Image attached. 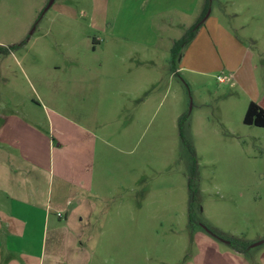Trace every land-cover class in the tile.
<instances>
[{
  "label": "rangeland",
  "instance_id": "rangeland-1",
  "mask_svg": "<svg viewBox=\"0 0 264 264\" xmlns=\"http://www.w3.org/2000/svg\"><path fill=\"white\" fill-rule=\"evenodd\" d=\"M50 1L0 0V138L25 123L55 145L91 141L84 218L105 223L92 264H264V127L243 122L248 63L264 83V0H211L178 74L173 42L205 0ZM46 156L42 184L60 174L58 149ZM29 203L1 195L0 222Z\"/></svg>",
  "mask_w": 264,
  "mask_h": 264
},
{
  "label": "crops",
  "instance_id": "crops-1",
  "mask_svg": "<svg viewBox=\"0 0 264 264\" xmlns=\"http://www.w3.org/2000/svg\"><path fill=\"white\" fill-rule=\"evenodd\" d=\"M246 56L232 67L242 80ZM248 64L253 75L249 76L250 83L256 91L243 89L244 93L249 102L253 100L264 108V83L256 84L254 65ZM4 123L6 129H16L17 122H12L11 116ZM23 124L17 126L22 132L13 141L5 140V132L0 138V196L30 202L16 209L10 207L9 216L0 222V264H92L105 224L103 220L84 218L94 147L87 140L75 141L73 148L68 143L64 145L63 139L55 145L37 126L27 129ZM24 130H30L29 134L24 136ZM55 131L65 137L58 126ZM47 147L58 149L60 174L55 178L45 175L46 182L42 184L43 173L48 172L49 164L54 165L47 159ZM59 211L63 212L62 217L58 216Z\"/></svg>",
  "mask_w": 264,
  "mask_h": 264
},
{
  "label": "trees",
  "instance_id": "trees-1",
  "mask_svg": "<svg viewBox=\"0 0 264 264\" xmlns=\"http://www.w3.org/2000/svg\"><path fill=\"white\" fill-rule=\"evenodd\" d=\"M210 5H211V0H205V6H204V10L201 13L199 19L192 24L184 33V35L179 38L174 40L173 42V46L171 48V65H172V70L174 72H176L178 74V68H177V64L182 56V52L183 49L194 39V37L196 36L198 30L200 29L201 25L204 23L206 15L210 9ZM26 40H24L23 42H21V44L25 43ZM7 48L0 45V52H6ZM188 115H185L182 117L181 120V128L183 129L184 127V121L187 119ZM243 122L245 124H251V125H255V126H259V127H264V108L258 104L255 101H250L246 111H245V115L243 118ZM183 131V130H182ZM181 136L184 139V142L187 143L192 151L193 156L195 155L194 152V148L192 147V145H190L186 138L184 133H181ZM195 159H194V168H196V164H195ZM195 171V169H194ZM193 205L192 203L190 204V209H189V217L190 220L193 221L194 220V214H193ZM217 234V233H216ZM218 235V234H217ZM228 243H230L231 246H233L234 248L238 249L239 251H246L248 250L250 244L246 243V241H238V240H234V239H229Z\"/></svg>",
  "mask_w": 264,
  "mask_h": 264
},
{
  "label": "built area",
  "instance_id": "built-area-1",
  "mask_svg": "<svg viewBox=\"0 0 264 264\" xmlns=\"http://www.w3.org/2000/svg\"><path fill=\"white\" fill-rule=\"evenodd\" d=\"M219 78H220L222 81L224 80V77L219 76ZM57 214H58L59 217H62V216H63V212H62V211H59Z\"/></svg>",
  "mask_w": 264,
  "mask_h": 264
},
{
  "label": "water",
  "instance_id": "water-1",
  "mask_svg": "<svg viewBox=\"0 0 264 264\" xmlns=\"http://www.w3.org/2000/svg\"><path fill=\"white\" fill-rule=\"evenodd\" d=\"M53 1H54V0H51L48 6H50V5L53 3ZM207 16H208V13H207L206 17H207ZM251 246H253V245H251Z\"/></svg>",
  "mask_w": 264,
  "mask_h": 264
}]
</instances>
